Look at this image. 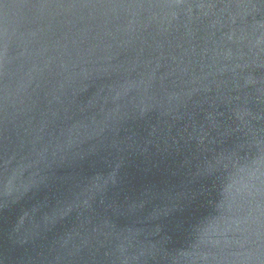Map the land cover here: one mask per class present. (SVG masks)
<instances>
[{"label": "water", "instance_id": "95a60500", "mask_svg": "<svg viewBox=\"0 0 264 264\" xmlns=\"http://www.w3.org/2000/svg\"><path fill=\"white\" fill-rule=\"evenodd\" d=\"M0 54L4 264L264 261L229 230L264 173V0H0Z\"/></svg>", "mask_w": 264, "mask_h": 264}, {"label": "clouds", "instance_id": "9594fccd", "mask_svg": "<svg viewBox=\"0 0 264 264\" xmlns=\"http://www.w3.org/2000/svg\"><path fill=\"white\" fill-rule=\"evenodd\" d=\"M116 99H119V95H117ZM145 111L146 109L140 108L139 115L143 116ZM116 147L115 144L105 146L103 142L99 145V148L102 151H106L107 148ZM117 151L121 150L117 148ZM104 163L108 166L110 171L106 178L102 177L103 179L100 181H92L91 185L87 188L79 207L90 209L98 197L100 198V203H104L103 197L105 194L121 183L120 174L125 164L124 158L122 156H117L112 159L105 158ZM97 177L101 176L98 175ZM239 195L245 198L247 209L244 211L243 215L238 214L231 220L229 230L235 231L244 236V240L238 242L241 247L246 243H255L257 246V253H264V173H259L258 170L257 172H253L249 182L245 185ZM136 208L137 205L135 203L129 204L130 211H135ZM68 210L71 211V208ZM35 228L36 226L31 224L29 214L24 212L13 229L12 243L20 246L27 244L36 234ZM68 239L71 240L72 237L69 236ZM64 243L66 245L67 241ZM120 251L123 252L122 247ZM238 258H242L246 264H249L254 256L252 253H248L239 256ZM255 259L260 260V256L256 255ZM0 264H4L2 259H0ZM261 264H264V261H262Z\"/></svg>", "mask_w": 264, "mask_h": 264}]
</instances>
